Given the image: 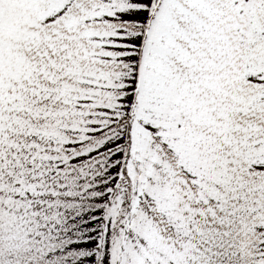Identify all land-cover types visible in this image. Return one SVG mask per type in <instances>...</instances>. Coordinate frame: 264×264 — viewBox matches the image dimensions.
Returning <instances> with one entry per match:
<instances>
[{
	"label": "snow or ice",
	"instance_id": "1",
	"mask_svg": "<svg viewBox=\"0 0 264 264\" xmlns=\"http://www.w3.org/2000/svg\"><path fill=\"white\" fill-rule=\"evenodd\" d=\"M0 264H264V0H0Z\"/></svg>",
	"mask_w": 264,
	"mask_h": 264
}]
</instances>
